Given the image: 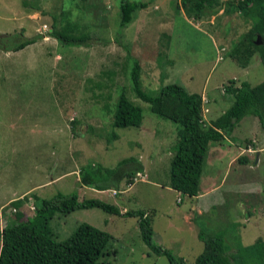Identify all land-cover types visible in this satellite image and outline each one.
<instances>
[{"label":"rangeland","instance_id":"1","mask_svg":"<svg viewBox=\"0 0 264 264\" xmlns=\"http://www.w3.org/2000/svg\"><path fill=\"white\" fill-rule=\"evenodd\" d=\"M124 1L148 7L134 12L131 23L121 28ZM217 1L222 6L216 13L208 10L197 17L181 0H169L164 14L161 0H0V35H41L34 51L0 50V203L30 190L25 196L37 197L35 206L62 193L80 200L100 198L119 210H141L150 216L154 243L187 264L204 250L199 233L222 238L228 252L264 240V153L258 164L254 157L252 165L236 163L227 170L226 160L216 162L207 153L199 183L203 198L181 196L169 187L179 126L152 114L132 90L136 59L145 92L154 95L161 86L178 84L190 94H202L215 108L210 117L217 118L233 103L224 92L229 81L252 87L264 82L260 52L247 39L255 20L231 7L239 0ZM138 19L146 21L139 28ZM43 25L47 30L40 32ZM52 29L91 41L82 47L63 45L49 35ZM43 35L52 40L42 42ZM258 42L264 45V35ZM120 95L141 108L140 128L114 127ZM243 125L233 131L234 138L249 137ZM231 149L236 151L235 145ZM131 160L140 166L143 181ZM86 166L102 168L111 191L99 197L81 190L78 173ZM131 170L134 174L120 181ZM52 177L59 179L51 183ZM16 204L4 211L10 209L15 217ZM82 223L113 238L100 263L169 264L143 243L136 218L99 209L55 214L50 221L54 240H66Z\"/></svg>","mask_w":264,"mask_h":264},{"label":"trees","instance_id":"2","mask_svg":"<svg viewBox=\"0 0 264 264\" xmlns=\"http://www.w3.org/2000/svg\"><path fill=\"white\" fill-rule=\"evenodd\" d=\"M181 1L187 11L196 12L197 17L205 15L208 10L218 11L222 6L217 0ZM230 5L255 20L247 39L249 46L260 52L259 58L264 66V45L255 44L258 35H264V0H239ZM147 7L148 3L122 2L120 27L124 28L131 23L134 12ZM49 35L60 44L74 47L88 46L91 41L88 36L73 37L61 34L55 29H52ZM40 36L25 38L22 32L0 35V50L18 52L36 43ZM251 52L252 50L248 51L247 58L254 55H250ZM132 61L130 79L135 96L149 104L152 114L179 126L176 142L171 149L169 187L182 196L194 198L199 194L200 177L211 143L220 142L225 136L229 137L238 123L247 116L257 117L264 129V82L252 87L247 82L237 86L235 80L229 81L224 91L231 96L233 103L208 125L203 119V101L200 94H190L182 86L174 83L161 86L154 95L149 94L142 89L140 63L136 59ZM142 119L141 108L134 106L124 95H120L114 114V127L140 128ZM125 162L124 160L121 164ZM102 171L100 167H83L79 171L80 184L98 191L110 190L105 184L106 178ZM105 171L112 173L111 170ZM16 202L17 207L22 204L21 200ZM39 204L30 218L23 220V215L17 214L14 221L2 229L0 264H103L99 260L113 239L110 234L82 223L70 237L57 242L50 228V221L55 214L67 216L77 210L88 209H99L109 215L136 218L140 237L148 248L157 255L165 256L169 264H187L184 259L162 250L154 243L151 219L144 211H127L121 215L120 210L114 205L98 199L80 202L77 194L58 193L51 200H41ZM198 237L204 243V250L194 264H264L262 239H258L250 246L228 252L222 238L207 237L203 233H199Z\"/></svg>","mask_w":264,"mask_h":264},{"label":"crops","instance_id":"3","mask_svg":"<svg viewBox=\"0 0 264 264\" xmlns=\"http://www.w3.org/2000/svg\"><path fill=\"white\" fill-rule=\"evenodd\" d=\"M168 2H169V0H161V2H160L159 5H162L163 8H164V11L161 12V14H164V13H167L168 12V8L166 6ZM159 5L157 4L155 6V8L160 9ZM149 15L151 16V14H149ZM141 22L143 23V22H146V21H144V20L137 21V24H138L137 28L140 27V23ZM1 33H3V32H1ZM49 39L52 40V38L43 35L42 42L47 43V40H49ZM35 45H36V43H34L32 45H29L26 48L30 47V48L33 49ZM26 48H24L23 50H20V51H24ZM34 50H36V49L34 48L33 51ZM8 53H10V52H8ZM13 53H16V52H13ZM17 53H20V52L18 51ZM201 96H202V101H203V119H204V121H205L206 124L210 125L214 120H216L218 117H220L226 110H221L220 111V114H219V116H217V118L210 117L211 112L215 108L213 106H208L209 105V101H207L202 94H201ZM227 99L228 100L229 99L231 100V96H228L227 93H226V100ZM251 117H253V119L251 118L250 120L248 119V118H250V116L249 117H246V118H243L240 121V123L236 126L238 128L241 124L243 125V123H244L243 128H245V125L247 127H249V132H248L249 137L248 138H244L242 140L240 138H234L233 132H232V134L229 137H226L225 136L222 141H220V142H214V143H211L209 145V148H208L207 153L208 154L210 153L213 157L215 156L216 157V162H221L222 163L223 160H226V163H227L226 170L228 168L231 169L236 163H238V164H244L243 166L248 165V164L249 165L250 164L252 165V162L254 160V157H255V162L257 164L261 160V155L264 153V142L263 141L261 142L260 139H259V137L257 136V133H258L257 131H259V129H260L259 128L260 123H259V119L257 117H255V116H251ZM237 128H235V129H237ZM233 145H235V148H236V151H234V152L231 149V147ZM206 156H207V154H206ZM131 164H132V167H134L132 169L135 171V174L136 173H141V172H138L139 171L138 169H139L140 166L134 165V162L133 161L131 162ZM133 170L127 171L124 174H122L121 177H120V181H122L123 179H126V177H131L134 174V173H132ZM57 179H59V178H57ZM57 179H54L52 177L50 181H51V183H54ZM78 182L80 184L79 173H78ZM79 188L81 190H89L92 193H96L99 197L101 195L105 194L106 191H108V192L111 191V189L110 190H106V191H98V190H95L93 188H89V187L82 186L81 184H80V187ZM218 188H219V186L216 188V190H218ZM29 192H30V190L27 191L24 195H21L19 197L12 196L10 198H3L2 199V201L0 203V233H1L2 229L8 223V222L5 221V219L7 218V216L10 217L11 220H14L16 218V216L14 217L11 213H9V212H11V211H9L10 209L4 211L5 209L9 208L8 206L12 207L11 206L12 203H14L16 201H19V200L22 201V204L19 207H15V209L17 210V214H22L23 216H26V217L32 216L34 214V212H33V214H31L30 213L31 212L30 210H32V209H34L36 207L35 204H34V201H35V198L37 199V197H34L33 198V197H30V196H25ZM178 194L181 195L180 193H178ZM203 196H204V194L201 193V191H200V185H199V194H198V196L194 197V199L195 200H199V199L203 198ZM32 199H34V201ZM78 200L79 201H83V200H80L79 197H78ZM98 200H101V199L99 198ZM195 209H196V207L193 206L192 207V210H195ZM126 212H127L126 210L120 209V213L122 215L124 213H126ZM188 221H190V220H188ZM3 224H6V225H3ZM153 237H154V232H153Z\"/></svg>","mask_w":264,"mask_h":264},{"label":"built area","instance_id":"4","mask_svg":"<svg viewBox=\"0 0 264 264\" xmlns=\"http://www.w3.org/2000/svg\"><path fill=\"white\" fill-rule=\"evenodd\" d=\"M43 30H44V31L47 30V27H46L45 25L42 26V30H41L40 32H42ZM249 151H250V150H249ZM137 177H139L138 179H141V180L144 179V178L142 177L141 173H138V174H137ZM138 179L134 178V179H133V182L138 181ZM133 182H132V183H133ZM114 195H115V192H114ZM179 201H180V199H178V202H179ZM12 212H16V211L13 209Z\"/></svg>","mask_w":264,"mask_h":264},{"label":"water","instance_id":"5","mask_svg":"<svg viewBox=\"0 0 264 264\" xmlns=\"http://www.w3.org/2000/svg\"><path fill=\"white\" fill-rule=\"evenodd\" d=\"M259 42H258V37H257V39H256V41H255V44L257 45Z\"/></svg>","mask_w":264,"mask_h":264}]
</instances>
